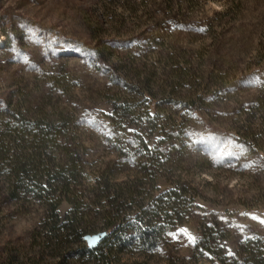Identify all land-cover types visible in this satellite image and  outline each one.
Masks as SVG:
<instances>
[{"label":"rangeland","instance_id":"1","mask_svg":"<svg viewBox=\"0 0 264 264\" xmlns=\"http://www.w3.org/2000/svg\"><path fill=\"white\" fill-rule=\"evenodd\" d=\"M261 221L264 0H0V264H224L204 231Z\"/></svg>","mask_w":264,"mask_h":264},{"label":"trees","instance_id":"2","mask_svg":"<svg viewBox=\"0 0 264 264\" xmlns=\"http://www.w3.org/2000/svg\"><path fill=\"white\" fill-rule=\"evenodd\" d=\"M143 93L148 94V91L146 88L144 89ZM186 193H187V190L184 188L183 185H181L180 186V192H178V193L175 192L174 196L177 197L178 195L186 194ZM169 194H170V191H168V190L166 192L159 193L156 197V200H154V202H156V203L153 205L156 207L160 206L161 205L160 202L162 200H164L163 197L168 196ZM166 200H164V204H165ZM164 204H162V206H164ZM167 204L168 205H165V207H166L165 209L169 210L170 203H167ZM187 204H190V201H188ZM145 207H146V205L140 206L139 209L136 210L135 216H138V214L141 210L145 212L146 211ZM171 207H173V204L171 205ZM141 217H142V215H140V217H138V218L140 220H142ZM126 218L127 217L109 219L108 226L115 224L114 227L112 228V230L109 232V234L111 235V234H115V233L119 232L120 229L122 228V225L124 224L123 222L126 221ZM115 222H117V223H115ZM216 231L218 232V234L221 237H223L224 232L222 230L216 229ZM212 234H213L212 231H208V232L204 231V234L202 235L199 243L202 244L204 249H207L208 251H211L213 253L216 252L215 254L221 260V262H223L224 264H264V237L263 236L244 239L239 244L237 252L230 258L224 254L222 245H219L218 247H216L217 242H216V240H214V237L212 236ZM106 237H107V235H106ZM93 248H95V247H91V248L84 247L85 250H88V249L94 250ZM214 248H216V249H214Z\"/></svg>","mask_w":264,"mask_h":264},{"label":"water","instance_id":"3","mask_svg":"<svg viewBox=\"0 0 264 264\" xmlns=\"http://www.w3.org/2000/svg\"><path fill=\"white\" fill-rule=\"evenodd\" d=\"M107 235L106 231H99L93 234H86L84 237L87 240L89 247H96Z\"/></svg>","mask_w":264,"mask_h":264},{"label":"snow or ice","instance_id":"4","mask_svg":"<svg viewBox=\"0 0 264 264\" xmlns=\"http://www.w3.org/2000/svg\"><path fill=\"white\" fill-rule=\"evenodd\" d=\"M262 223H264V221H261ZM190 240L194 241L195 238L194 237H190Z\"/></svg>","mask_w":264,"mask_h":264}]
</instances>
